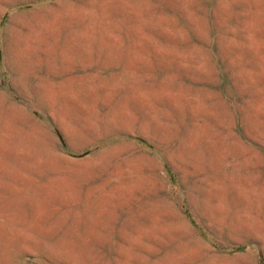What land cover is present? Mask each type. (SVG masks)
Masks as SVG:
<instances>
[{
	"label": "rangeland",
	"instance_id": "rangeland-1",
	"mask_svg": "<svg viewBox=\"0 0 264 264\" xmlns=\"http://www.w3.org/2000/svg\"><path fill=\"white\" fill-rule=\"evenodd\" d=\"M0 264H264V0H0Z\"/></svg>",
	"mask_w": 264,
	"mask_h": 264
}]
</instances>
